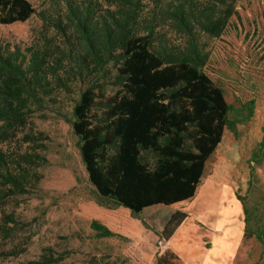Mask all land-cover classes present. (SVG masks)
<instances>
[{
  "label": "trees",
  "instance_id": "16d2710c",
  "mask_svg": "<svg viewBox=\"0 0 264 264\" xmlns=\"http://www.w3.org/2000/svg\"><path fill=\"white\" fill-rule=\"evenodd\" d=\"M33 16L41 28L30 45H0V121L23 126L77 95L70 115L56 111L71 125L89 182L108 207L139 215L192 199L225 131L236 136L254 117L249 99L230 118L234 108L207 72L212 44L235 28V0H44L37 7L0 0L1 25ZM37 141L27 133L24 152L0 151L4 240L22 229L5 200L36 191L48 163L32 149ZM186 217L173 213L162 236L168 240ZM91 229L100 239L115 236L98 221ZM256 236L264 245V231ZM22 252L13 247L8 255ZM155 264L183 263L167 250Z\"/></svg>",
  "mask_w": 264,
  "mask_h": 264
},
{
  "label": "rangeland",
  "instance_id": "374dc122",
  "mask_svg": "<svg viewBox=\"0 0 264 264\" xmlns=\"http://www.w3.org/2000/svg\"><path fill=\"white\" fill-rule=\"evenodd\" d=\"M29 1L37 7L44 0ZM235 1L238 11V16L232 18L235 28L212 44L207 72L222 86L228 103L233 106L230 118L239 116L243 102L255 99L254 117L239 125L245 127L248 138L252 131L253 146L258 138L257 134L254 136V128L259 127L256 129L261 139L264 138V119L256 115L260 107L264 113V0ZM40 28L36 16L23 23L0 24V45L24 48L32 43L34 33ZM76 98L77 95L66 97L60 106L37 113L14 129H8L0 121V151L11 155L24 152L28 146L22 139L29 133L38 139L32 149L48 160L40 169L42 179L36 191L5 200L6 212H15L22 229L16 230L13 239L4 240L0 236V264H155L159 253L167 251L162 231L172 210L154 206L133 215L122 207H108L100 199L82 163L78 138L56 111L70 115L72 99ZM225 135L228 139L239 134L237 130L236 136L230 131H225ZM261 142L260 153L249 162L258 150L255 151L245 168H238L249 173L247 189L240 197L248 211L247 229L251 235L264 231V143L261 147ZM42 144L45 150L40 148ZM213 161L214 158L208 164ZM223 169L227 174L221 178L231 180L229 168ZM239 182L243 184L242 178ZM93 221L108 227L115 236L98 238L91 229ZM251 238L247 241H253L254 235ZM13 247L23 252L9 256ZM259 247L264 251V246Z\"/></svg>",
  "mask_w": 264,
  "mask_h": 264
},
{
  "label": "crops",
  "instance_id": "0c3cea01",
  "mask_svg": "<svg viewBox=\"0 0 264 264\" xmlns=\"http://www.w3.org/2000/svg\"><path fill=\"white\" fill-rule=\"evenodd\" d=\"M257 112L256 115L264 119L261 107ZM256 128L254 136L257 134L258 138L253 146L252 131L248 138L245 127L238 126L237 137L230 135L226 139L224 133L216 152L209 159L214 158L213 163L206 164L208 171L204 172L195 196L181 203L164 206L171 208L170 216L176 211L187 215L165 242L166 249L173 252L183 264L264 262V251L259 247L264 245L257 239V234H253V241H247L253 236L250 233L249 238L245 237L248 220L246 221L245 207L239 200V196L247 189L249 173L246 174L238 168H245L246 162L260 147L259 141H262L257 130L260 128ZM224 166L229 168L231 180L225 181L221 178L222 174H227L223 171ZM239 178H242L243 184L239 182ZM162 253L163 251L159 255Z\"/></svg>",
  "mask_w": 264,
  "mask_h": 264
},
{
  "label": "bare ground",
  "instance_id": "6f19581e",
  "mask_svg": "<svg viewBox=\"0 0 264 264\" xmlns=\"http://www.w3.org/2000/svg\"><path fill=\"white\" fill-rule=\"evenodd\" d=\"M228 212V211H227Z\"/></svg>",
  "mask_w": 264,
  "mask_h": 264
}]
</instances>
